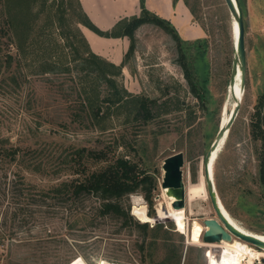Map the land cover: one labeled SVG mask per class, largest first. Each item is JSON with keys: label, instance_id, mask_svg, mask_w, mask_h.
Returning <instances> with one entry per match:
<instances>
[{"label": "rangeland", "instance_id": "rangeland-1", "mask_svg": "<svg viewBox=\"0 0 264 264\" xmlns=\"http://www.w3.org/2000/svg\"><path fill=\"white\" fill-rule=\"evenodd\" d=\"M172 1L179 7L177 29L168 20L154 15L168 21L178 33L200 99L189 92L171 37L159 27L146 24L137 44L134 38L138 68L125 76L121 70L117 79L128 93L125 101L120 107L103 102L100 121L93 119L88 111L84 110L83 114L87 98L98 103V97L102 99L108 91L99 81L78 84L83 73L78 61L70 63L71 52L53 23V15L60 8L71 13L68 8L71 4L77 12L76 1L33 0L34 11L41 13L30 39L22 43V34L16 33L20 55L16 66L22 84L0 85V139L30 148L28 164L40 163L41 172L19 168L25 182L40 189L71 178L69 163L81 148L92 151L109 145L117 156L135 161L139 158L140 168L155 186L152 207H148L141 192L125 201L135 221L138 220L132 215L134 205H144L146 212L154 211L155 216L157 207L166 208L169 196L160 187L163 160L181 152L188 234L178 233L169 218L149 223L150 227L160 224V228L147 234L134 227H122L113 220L86 227L87 223L80 222L68 229L64 219L36 215L30 201L20 208V198L11 186V172L17 166H11L7 172L0 166V264H141L143 261L144 264H207L208 247L201 236L197 244L191 242L190 226L194 220L202 226L206 219L218 220L209 202L203 163L219 126L228 119L236 102L232 87H228L234 50L232 18L223 0ZM237 2L244 30L245 87L242 91L241 75L239 110L215 155L213 184L235 222L247 231L264 235V196L258 180L260 144L251 136L258 98L255 94L264 93V73L259 75L262 64L257 55L261 49L258 34L260 24L264 23V0H249L250 8L247 0ZM72 26L73 19L62 31L81 49V43L68 32ZM85 41L95 56L109 62L96 55ZM134 52L126 62L133 60ZM48 57L60 70L69 65L70 73L42 74L43 67L39 65ZM140 96L157 101L150 122L137 118L132 97ZM75 114H80L79 120ZM87 165L92 169L97 167L90 161ZM246 259L243 264H248ZM252 264L264 263L260 259Z\"/></svg>", "mask_w": 264, "mask_h": 264}, {"label": "trees", "instance_id": "trees-1", "mask_svg": "<svg viewBox=\"0 0 264 264\" xmlns=\"http://www.w3.org/2000/svg\"><path fill=\"white\" fill-rule=\"evenodd\" d=\"M75 1L78 11L72 10L71 4L68 6L71 13H67L66 9L60 11V8L53 15V23L56 24L58 31H61L59 36L65 42L66 48L71 52L70 63L78 61L80 73H83L82 77L78 79V84L88 85L87 83L90 80L92 82L99 81L104 83V87L108 91L102 99L98 97V103L87 98L86 104L83 106L84 109L82 108L81 111L83 114L84 110L88 111L93 119L100 121L103 118V102L120 107V103L125 101L124 98L128 96V93L122 86H119L117 79L121 76V70L126 60L134 52L135 31L145 24L159 27L171 37L178 54L177 63L188 85L189 92L197 99H200L198 87L188 65L179 35L168 21L162 20L146 10L144 0H139L141 7L139 16L118 22L110 33L98 30L82 12L78 1ZM0 6V85H21L23 79L19 76L16 66L18 57H20L16 33H21V42L27 43L34 30L35 21L41 12L34 11L33 0H3ZM72 19L73 26L68 32H72L75 40L81 43V49L78 45L73 44L74 41L70 40L69 34H65L62 31L65 24ZM79 25L91 30L98 36L127 37L130 44L123 62L117 66L95 56L89 50ZM11 34L15 35L12 36ZM39 67H43L42 74H55L62 71L69 74L71 71L69 65H66L65 69H58V65L54 61H50V57L42 61ZM82 91L86 95L85 88ZM132 99L136 104L137 118L143 122L152 121L154 119L153 110L157 101L143 96L132 97ZM263 111L264 93L257 98L251 128L252 139L260 144L258 180L264 196ZM74 116H77V120L81 117L80 114H75ZM29 156L30 148L28 146L15 145L11 143L10 139H0L1 168L7 172L6 170L11 166H17L11 172L13 177L11 186L20 198V208H23L30 201L32 202L30 203L31 206L33 205L34 207V212L37 213L36 215H44L45 218L57 217L64 219L68 229L76 227L80 222L87 223L88 225L84 226L86 227L94 223L100 224L99 222L106 220L118 221L122 227H134L142 234H147L160 228V224L150 227L149 223L135 221L129 213V205L125 203L130 195L141 192L148 207H152V190L155 184L152 182L151 177L146 175L140 168L139 158L135 161L128 157L117 156L114 149L109 145L92 151L81 148L75 151L74 156L70 160L69 171L71 172V178L58 181L46 189H40L35 185L27 184L21 172L22 169L37 171V173L41 172L40 163L28 164ZM88 161L96 164L97 167L94 169L90 168L87 165ZM42 210H45L44 213H42ZM147 214L151 218L155 216L154 211ZM169 254H167L166 258H168ZM199 257L202 258L203 255L199 254ZM141 264H144V261Z\"/></svg>", "mask_w": 264, "mask_h": 264}, {"label": "water", "instance_id": "water-1", "mask_svg": "<svg viewBox=\"0 0 264 264\" xmlns=\"http://www.w3.org/2000/svg\"><path fill=\"white\" fill-rule=\"evenodd\" d=\"M225 6L228 9V12L231 18L236 19L237 26H238V36L236 45L233 50V62L231 68V75L229 78L228 87H232V91L234 94L235 99L237 100V105L231 112L229 116V120L227 124L223 126H219L218 132L216 134V138L213 141V144H217V142L223 138L224 134L227 136L229 134L230 128L237 116L239 106H240V99L238 95L235 94L234 85H235V77L237 75L238 64L241 68V84H242V91L245 84V49H244V30H243V22H242V12L239 8L237 0H223ZM237 3V5H236ZM212 144V145H213ZM211 145V146H212ZM211 148V147H210ZM211 149L207 152L204 163H203V172L204 178L207 184V191L208 197L210 199L211 205L214 209V212L218 218L214 219H206L203 221V226L206 228L204 233L202 234V241L204 244H211V243H218L221 241L231 242L233 237L241 240L242 242L251 245L257 249L264 248V241L252 234L249 233H238L230 228L228 223L223 219L221 210L217 205L220 204V199L216 193L214 184L211 182L209 178L208 172V162L211 157ZM184 165V156L181 152L168 156L163 160L162 164V171L163 177L161 182V189L167 190L165 192L167 196L170 194L173 195L174 201L170 204L172 209H181L184 207L185 201V188L182 181V167ZM170 197V196H169ZM217 200V201H216ZM163 211L167 213V209L163 208ZM160 220L157 217H153V222H159ZM149 223V222H146ZM264 263V259H261Z\"/></svg>", "mask_w": 264, "mask_h": 264}, {"label": "crops", "instance_id": "crops-1", "mask_svg": "<svg viewBox=\"0 0 264 264\" xmlns=\"http://www.w3.org/2000/svg\"><path fill=\"white\" fill-rule=\"evenodd\" d=\"M82 12L86 15L89 21L100 31H111L116 23L122 19H129L141 14L139 0H78ZM247 3L250 8L249 0ZM144 7L151 14L158 15L161 18L168 20L176 29V19L178 4H174L172 0H145ZM146 25V24H145ZM145 25L140 26L134 34L135 43H138L139 35L144 30ZM259 26V43L261 49L257 52L259 62L262 64V75L264 73V23ZM79 29L83 37L87 40L91 50L98 56L105 58L114 65H120L123 62L124 56L129 48V40L127 37L118 38H103L99 37L91 30L79 25ZM178 34V33H177ZM136 45L133 56V62H126L122 68V73L125 76L129 71L138 68L136 58ZM263 55V57L259 55ZM258 64L260 65V63ZM256 98L258 97L257 94ZM264 112V111H263Z\"/></svg>", "mask_w": 264, "mask_h": 264}, {"label": "bare ground", "instance_id": "bare-ground-1", "mask_svg": "<svg viewBox=\"0 0 264 264\" xmlns=\"http://www.w3.org/2000/svg\"><path fill=\"white\" fill-rule=\"evenodd\" d=\"M232 36H233V49H234L236 45V41H237V36H238V26H237L236 19H233V18H232ZM240 77H241V68L238 64L237 75L235 77L234 91L236 95H238V98L241 100L242 91L239 87ZM236 105H237V100L231 112L233 111ZM228 120H229V117L228 119L223 120L221 126L227 124ZM225 138L226 136L224 134L223 138H221L217 142V144H213L210 148L212 153H211V157L208 162V172H209V178L211 179L212 183H213V170H212L213 161H214L215 155L221 149L223 142L226 140ZM164 192H167V190H164ZM169 196H170L169 201L168 203H166L167 213L164 212L163 208L160 206V207H157L158 208L157 216H154V217H157L158 220H162L165 218L171 219L175 223L176 231L180 234L187 235L188 234V227H187L188 224L184 216L186 209L184 207L181 209H172L170 207V204L172 203V201H174V197L171 194ZM217 205L219 209L221 210L223 219H225V221L228 223L231 229H233L234 231L238 233L252 234L264 241V235L247 231L243 229L239 224H237V222H235V220L230 216L228 211L225 209L221 201H220V204H218V201H217ZM132 215L140 222L153 223V218L148 216L144 205H141V206L134 205L132 208ZM190 227H191L190 228V240L191 242H194V244H197L196 242L197 239L200 236L202 237V234L204 233L206 228L202 226L198 221H195V220L192 222V225ZM206 246L208 247L207 264H243L242 261L245 258L248 259L247 261L248 264H252L253 260L264 259V251H260V252L255 251L254 249L250 247V245L248 246L246 243L242 242L241 240L237 238H233L231 242L221 241L218 243L206 244Z\"/></svg>", "mask_w": 264, "mask_h": 264}]
</instances>
